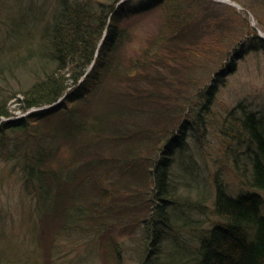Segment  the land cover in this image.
I'll use <instances>...</instances> for the list:
<instances>
[{
  "label": "trees",
  "instance_id": "16d2710c",
  "mask_svg": "<svg viewBox=\"0 0 264 264\" xmlns=\"http://www.w3.org/2000/svg\"><path fill=\"white\" fill-rule=\"evenodd\" d=\"M118 2L53 1L33 53L34 80L19 102L27 110L62 98L15 120H2L10 113L0 98V166L20 192L33 193L41 213L62 217L63 231L123 225L130 207L122 196L135 197L142 264H264V114L230 109L238 112L221 132L223 152L247 191L230 192L219 172L196 187L192 179L204 176L205 166L185 152L195 135L202 144L211 125L207 116L223 74L209 77L219 64L210 63L241 58L246 46L257 49L256 41L264 49V41L250 30L252 37L225 53L204 41L203 32L222 26V18L198 17L192 7L218 5L213 0ZM259 6L247 8L260 22ZM41 8L23 5L5 22L13 32L30 31ZM155 8L163 14L159 29L125 55L123 44L133 34L128 18ZM234 59L224 64L229 72ZM63 144L70 145L69 160L54 167ZM176 155L178 174L171 163ZM185 159L191 167L181 165ZM209 211L215 219L202 225L195 216ZM167 231L175 238L168 241Z\"/></svg>",
  "mask_w": 264,
  "mask_h": 264
},
{
  "label": "rangeland",
  "instance_id": "374dc122",
  "mask_svg": "<svg viewBox=\"0 0 264 264\" xmlns=\"http://www.w3.org/2000/svg\"><path fill=\"white\" fill-rule=\"evenodd\" d=\"M53 1L0 0V98L7 101L6 105L10 113L8 117H3V120L24 117L29 111L35 109L21 108L20 92L34 80L32 67H36L34 64L36 57L33 53L38 43L42 41V29L49 17ZM213 1L218 5L204 2L202 3L204 6L195 3L192 7L196 10L198 17L213 15L212 19L222 18L220 19L221 22L223 21L222 26H214L209 31L207 29L203 32L205 33L204 41L208 44L212 42L217 47L220 45L225 53L230 52L231 48L237 44L244 43L246 38L252 37L253 33L250 30L264 37L263 0H256V2L255 0H232L238 5ZM32 4L34 5L31 6ZM253 4L260 5L259 9L254 11L258 14L260 22L255 18L253 10L247 8ZM23 5L29 7L31 11L41 6V19L30 24V31L18 27L13 32L11 25L5 22L6 16H10L14 11L18 12ZM162 22L163 14L159 8L128 18L127 23L131 24L133 34L123 44L124 54L135 53L137 47L144 43L148 36H153L157 32ZM230 40L231 44L228 46ZM252 46L257 49L246 46L241 58L234 59L228 56L221 62L213 60L214 62L210 63L211 68L219 64L213 71L208 69L209 72L211 71L209 77L215 78L216 70L223 74V80L218 82V90L210 113L206 114L207 122L211 125L200 137L202 144L195 135L192 140L189 139L187 150L185 149V152L192 154L197 160V166H205V175H197L192 179L196 187L204 183L205 177L208 179L212 173L219 172L230 192L235 194L248 190L247 186L240 183L230 158H227L228 156L223 152L221 132L222 128L232 123L235 113L238 112L236 109L234 114H229L230 109L242 106L246 110L264 114V49L258 48L257 41L252 43ZM231 59H234L235 70L229 72L224 64ZM195 88L196 86L192 89ZM70 149V145L63 144L52 160V166L58 167L66 163L69 160ZM174 157L171 163L172 170L176 173V168H179L177 163L179 156ZM191 163L185 159L182 160L181 165L191 167ZM0 167L3 176L0 182V264H142L143 257L139 249L141 250V237L144 231L140 223H134L139 214L135 207V197L126 194L122 196L130 207L129 211H125L127 216L123 225L113 223L101 227L95 223L92 227L77 231H63L62 217L60 215L45 216L41 213L33 193L27 189L20 192L18 189L20 184L19 186L18 183L15 184V178L6 174L7 167L4 165ZM184 176L190 180L186 174ZM190 188H193L191 184ZM182 189L186 191L187 186H183ZM210 190L211 188L208 187V193ZM132 192L133 190L128 194ZM212 195L210 193L202 198L207 201ZM195 217L203 222L202 225H207L215 219L210 211L207 215ZM183 231L185 235L191 233V230L186 228ZM174 234L173 231H167L166 239L168 241L169 238L174 239ZM165 242L163 241L164 250L168 247ZM115 249L119 251L120 260L115 258ZM146 250L145 248L143 253Z\"/></svg>",
  "mask_w": 264,
  "mask_h": 264
},
{
  "label": "water",
  "instance_id": "95a60500",
  "mask_svg": "<svg viewBox=\"0 0 264 264\" xmlns=\"http://www.w3.org/2000/svg\"><path fill=\"white\" fill-rule=\"evenodd\" d=\"M222 1H225L227 3H230V4H233V5H238L237 3H235L234 1L232 0H222ZM261 36V35H260ZM262 37V36H261ZM264 39V37H262Z\"/></svg>",
  "mask_w": 264,
  "mask_h": 264
}]
</instances>
